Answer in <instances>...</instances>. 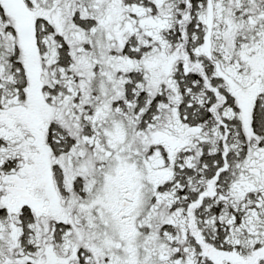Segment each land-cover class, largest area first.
I'll return each mask as SVG.
<instances>
[{
    "label": "snow or ice",
    "instance_id": "obj_1",
    "mask_svg": "<svg viewBox=\"0 0 264 264\" xmlns=\"http://www.w3.org/2000/svg\"><path fill=\"white\" fill-rule=\"evenodd\" d=\"M0 264H264V0H0Z\"/></svg>",
    "mask_w": 264,
    "mask_h": 264
}]
</instances>
